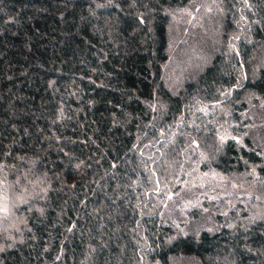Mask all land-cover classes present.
<instances>
[{"label":"trees","instance_id":"obj_1","mask_svg":"<svg viewBox=\"0 0 264 264\" xmlns=\"http://www.w3.org/2000/svg\"><path fill=\"white\" fill-rule=\"evenodd\" d=\"M0 264H264V0H0Z\"/></svg>","mask_w":264,"mask_h":264},{"label":"snow or ice","instance_id":"obj_2","mask_svg":"<svg viewBox=\"0 0 264 264\" xmlns=\"http://www.w3.org/2000/svg\"><path fill=\"white\" fill-rule=\"evenodd\" d=\"M4 211H6V209H4Z\"/></svg>","mask_w":264,"mask_h":264}]
</instances>
